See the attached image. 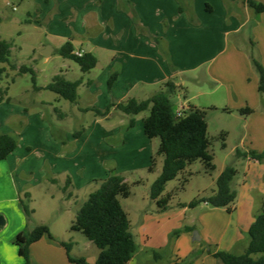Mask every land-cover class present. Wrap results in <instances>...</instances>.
I'll use <instances>...</instances> for the list:
<instances>
[{"label": "crops", "instance_id": "1", "mask_svg": "<svg viewBox=\"0 0 264 264\" xmlns=\"http://www.w3.org/2000/svg\"><path fill=\"white\" fill-rule=\"evenodd\" d=\"M254 1L264 3V0ZM36 2L35 16L38 20L45 18L51 10L55 14L45 25L46 41L38 47L39 55L45 61L57 56L75 63L60 55V48L67 42L71 44L73 53H90L96 58L94 68L85 73L80 71L74 79H80L77 100L73 103L79 113H91L96 119L94 122L98 123V117L92 112H82L79 108L93 106L103 110L110 104L122 103L129 98L144 100L163 89L167 80H172L176 86L174 92L178 91L176 109L192 106L204 113L209 110L225 115L217 130L225 133L226 148L227 139L231 136L235 138L229 151L231 158L236 149L264 153V96L257 90L258 76L249 58L252 52L264 63V14L255 13L241 0ZM43 2L46 6L49 2L51 5L43 6ZM12 49L13 43L10 56ZM17 49L22 50L20 47ZM31 51V60H37L35 49ZM42 51L49 55L44 56ZM11 64L20 66L10 57L8 63H0L3 69L0 73V89L3 92L0 106L7 105L0 113V133L17 137L14 151L0 160V216L3 217L0 264H24L11 239L18 232L26 228L30 231L38 224H26L18 209L20 195L29 193L31 201L32 186L41 182L58 185L64 208L76 213L82 203L77 199L82 189L92 186L93 191L96 188L95 184L92 185L94 180L105 178L112 170L120 173L124 164L131 170L140 166L148 168L158 142L148 139L143 133L142 120L146 115L141 116L139 121L137 116L140 113L135 115L134 126L126 129L129 117L115 107L106 117H99L100 120H109L117 113L126 117V120L119 121L116 128L106 130L113 137L111 145L103 143L104 139L98 140V133L94 131L87 135L89 129L84 125L78 129H82L79 136H73V132L78 131L74 130L71 134L65 133L63 141H56L51 133L54 123L46 119L45 112L30 114L25 105L28 103L8 104L13 100L9 92L17 75L16 70L10 68ZM33 70L36 72V69ZM64 70L58 67L52 71L50 79L59 75L69 80L65 74L72 67L67 63ZM114 71L117 78L108 89L107 80ZM48 83L38 86L44 87ZM54 100L59 102L60 99L55 95ZM31 104L45 106L33 99ZM246 107L252 109L250 114L238 113ZM59 117L64 118V114L60 112ZM98 149L108 162V170L103 168L104 164H98ZM64 150L66 153L59 155ZM53 157L61 162L52 161ZM234 165L237 169L234 180L236 199L231 213L225 208H212L202 202L193 207L197 214L187 215L188 207L183 206L186 203L171 204V195L164 194L162 197L168 196L167 208L159 210L156 201L149 197L150 204L143 209L135 228L130 229L136 251L128 264H151L147 257L152 250H166L165 254H171L166 259L172 262L169 264H174V258L182 259L193 249L197 250L193 243L198 241L213 244L216 250L243 253L249 241L247 230L264 203V159L240 157L234 160ZM224 167L222 165L217 169L215 165L217 171L211 179L210 194L215 190V180ZM58 174H63L64 178L58 179ZM66 178L70 179V183L65 186ZM63 187H66L65 191ZM202 190L205 189L197 190L196 198L210 195H198ZM49 196L52 198L53 194ZM183 226L201 228L199 240L192 242L191 232L181 233L172 248L167 250L170 234ZM51 235L62 241L53 233ZM29 251L38 264L70 263L64 248L45 237L32 243ZM215 260L203 248L192 264H219Z\"/></svg>", "mask_w": 264, "mask_h": 264}, {"label": "trees", "instance_id": "2", "mask_svg": "<svg viewBox=\"0 0 264 264\" xmlns=\"http://www.w3.org/2000/svg\"><path fill=\"white\" fill-rule=\"evenodd\" d=\"M246 3L255 13L264 14V3L254 0H241ZM181 10V8H179ZM11 41L0 39V63H8L10 57ZM60 55L75 62L80 71L85 73L96 65V58L90 53H84L76 56L69 42L60 48ZM250 63L258 76L257 90L264 96V63L256 55L249 53ZM10 68L16 70L17 75H30V81L33 91L48 90L54 93L59 99H64L70 103H76L77 87L80 79L70 81L62 76L56 75L44 87L36 84V72L31 66L14 64ZM3 69L0 68V73ZM117 78V72H112L107 80L108 89ZM176 86L172 80L164 83L163 89L152 94L144 100L129 98L125 102L110 104L105 109L100 110L89 106L79 108L82 112H92L94 116L106 117L111 108L124 113L129 117L126 129L134 126V116L148 112L142 120L143 133L148 139L157 138L158 146L151 156L149 172H153L156 166V157H161V169L159 174L152 181L149 189V197L156 201L159 210L167 208V197H162L167 182L173 180L179 173L183 172L187 166L196 160L204 165L205 173H211L215 170L213 162L214 156L210 151L211 141L207 136V121L205 113L202 110L192 106L183 109L181 116H175V109L172 106L170 95L174 93ZM8 100V99H6ZM57 112V110H54ZM252 112L250 108L238 110L241 115H248ZM82 129L73 132L77 137ZM225 133L221 132L222 146L225 147ZM17 146V137L14 135L0 133V160H4ZM240 157H249L251 159H264V153L255 151L241 152L236 149L232 161L225 165L215 180L216 188L208 196L195 198L183 204L192 208L199 203H206L212 208H225L228 213L233 211L234 201L236 199V189L234 180L237 176V169L234 160ZM53 181V180H52ZM185 181V180H184ZM70 183L66 178L65 186ZM96 188L91 191L85 201L79 206L74 220L69 229L82 233L99 250L93 263L86 261L84 257H75L70 254L72 244L70 242L57 241L50 233L47 225L40 224L30 231H20L12 239V243L17 247L18 255L23 258L24 264H32L30 259L29 247L32 243L42 237L55 242L64 248L68 262L72 264H128L132 259L136 244L134 236L130 231V222L128 215L123 209L119 198L130 196V186L120 173L109 171L103 179L94 180ZM66 187L62 190L65 191ZM30 195L24 193L18 198V205L24 212L27 219H30L33 210L29 208ZM193 228L183 226L172 232V236H177L180 232H189ZM247 235L249 238L246 250L241 254L216 250L207 245V252L219 264H264V203L250 224ZM195 251L185 264H191V259L197 256ZM155 257L158 254L154 253Z\"/></svg>", "mask_w": 264, "mask_h": 264}, {"label": "rangeland", "instance_id": "3", "mask_svg": "<svg viewBox=\"0 0 264 264\" xmlns=\"http://www.w3.org/2000/svg\"><path fill=\"white\" fill-rule=\"evenodd\" d=\"M36 4V0H0V39H6L13 43V49L12 54L10 56V60L12 62L15 61L17 64L20 65L23 64L26 66H32L34 69H36L37 85H43L50 82V75L52 71H54L58 67H62L63 71L65 72L64 66L67 63L70 64L72 70L68 71L65 75L69 80H74L80 73V70L75 63L62 60L57 56H53L47 61H45L44 58L39 55L38 47L47 39V36L45 35V25H48V23H50L55 14L54 10H51L47 16H44L45 18H40L38 20L35 16L37 10ZM42 4L43 6H46V3L43 2ZM50 5L51 3L49 2L47 3L46 7H49ZM18 47H20L22 50H18ZM31 49H35L34 55L37 56V60L35 61L31 60ZM8 78L11 79V76L8 75ZM14 79L15 84L12 86L9 92V95L13 98V100L8 101V104H11V106H16L19 105L20 102L23 103L22 105H24V103H28L25 105L29 108L30 114L45 112L46 119L54 123L51 127V133L52 136L56 139V141H63V139L65 138V133L71 134L74 130H78L82 125H84L86 129H89L87 135L94 131L98 133V140L104 139L105 141L103 143L111 145L113 137L111 138L108 135L107 131L116 128L119 125L120 120H126V117H123V115L121 116L119 115V113H117L114 114L109 120H100L98 117V123L94 122V120L96 119L92 117L91 113H79L76 110L75 104L70 103L64 99H60L59 102L55 101L54 93L48 90H41L39 92L32 91V84L30 81V75L28 73L16 75ZM79 92L81 96V101L84 103L85 100L83 99L81 89L79 90ZM2 95L3 92H1L0 89V96ZM177 97L178 91L174 92L170 96V100L174 109H176L175 105ZM32 99L39 102H43L44 104L42 105L45 106L32 105ZM77 105L85 106L88 104ZM6 106L7 105L0 106V113L2 112V110H4L3 108H5ZM55 109L57 110V112L54 111ZM60 112L64 114V118L62 119H60L59 117ZM147 113V111L140 113L137 116L138 121L141 116L147 115ZM205 118L208 125L207 136L211 141L210 151L213 153L214 156L213 162L216 165L217 169H219L222 165H227L232 161L233 156L231 158V156L229 155V151L235 143V138L233 136L229 137L227 139L228 147H223L222 139L220 137L221 132H219L217 129L220 125V122L223 121V118H226L225 115H222V113L216 111L206 110ZM154 140L156 142L159 141L157 138H155ZM99 142L100 141H98V143ZM65 153L66 150H64V153H59V155L63 156ZM93 154L96 153L93 152ZM93 154H91V158H94L92 157ZM67 157L69 158V156ZM52 161H55L58 164L61 162L60 160H56L55 157H53ZM98 164H104L106 168L104 166L103 168L108 170V162L103 156L100 155L99 149ZM123 167L124 170H122L120 174L124 176L125 181L130 186L131 194L127 198L120 197L119 200L123 209L128 212V219L131 221L130 229L133 230L135 228V223L141 218L143 209H145L146 206L150 204L149 189L152 181L155 179V177L160 171L161 157H156V166L153 172H149L148 168H144L142 166H140L136 170L126 168V164H124ZM217 169L212 171L211 173H205L203 163L199 160H196L189 166H187L183 172L179 173L176 178L167 182L162 194H164L165 196L171 195V204H176L178 202L187 204L188 202L197 197L198 189H205L202 190L198 195L210 194V187H212L211 179L216 174ZM191 172L192 174H190ZM104 175H106V173ZM63 176V174L56 175V177L60 180L64 178ZM93 184L94 183H92V185ZM91 190L92 186L85 187L81 190L77 199L81 202L85 201L89 191ZM30 192L32 194V197L29 203V208L33 210L31 216L32 219H27L24 212L18 205V209L24 216L26 224H28V226H31L33 224L47 225L48 228H50V232L53 233L57 239L62 240L64 242H70L72 244L70 251V254L72 256L84 257L86 261H88L89 263H93L99 250L82 233L71 231L69 229V225H71V222L74 220L76 213L74 212V210H66L64 208L65 203L61 200L62 193L58 185L52 186L47 182H41L37 185L32 186L30 188ZM49 194H53V197L51 198ZM20 196L22 197V195ZM70 198L72 197L70 196ZM188 214L195 215L197 214V211H194L193 207H188L187 215ZM0 217L3 218L2 216ZM200 230L201 228L192 229L191 231H189L191 232L190 240L192 242L194 232L196 231L197 234L200 235ZM25 231H28V229L26 228ZM181 233L186 232L182 231L177 236L172 237V233L170 234L169 243L166 246L167 250L169 248H172L173 242ZM193 244H196L195 246L197 250L193 249L187 256L182 259L174 258L175 260L173 263L185 264V262L190 259L192 253L196 251L198 255L194 256L191 259L192 264L200 256L203 248L207 249V245L215 247V245L213 244H205L204 242L199 241ZM165 252L166 250H152L148 254L147 261H149L151 264L172 263L166 259V256L170 257L171 254H165ZM154 253L158 254V257H155ZM30 259L32 264H38L34 261L31 254Z\"/></svg>", "mask_w": 264, "mask_h": 264}, {"label": "water", "instance_id": "4", "mask_svg": "<svg viewBox=\"0 0 264 264\" xmlns=\"http://www.w3.org/2000/svg\"><path fill=\"white\" fill-rule=\"evenodd\" d=\"M41 53H42L44 56H48V55H49L48 52H46V51H42ZM2 223H3V219L0 217V226H1ZM192 240H193V241H198V240H199V236H198V234H197L196 231L194 232V237L192 238Z\"/></svg>", "mask_w": 264, "mask_h": 264}, {"label": "built area", "instance_id": "5", "mask_svg": "<svg viewBox=\"0 0 264 264\" xmlns=\"http://www.w3.org/2000/svg\"><path fill=\"white\" fill-rule=\"evenodd\" d=\"M13 9H15V8H13ZM76 56H81L82 55V52H75L74 53ZM175 116L176 117H179V116H181V113H182V110L181 109H175Z\"/></svg>", "mask_w": 264, "mask_h": 264}]
</instances>
